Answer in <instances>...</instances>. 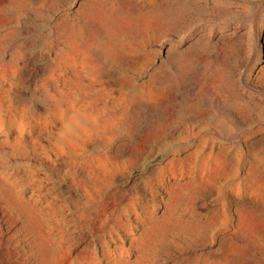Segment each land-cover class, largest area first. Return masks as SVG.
<instances>
[{
    "label": "rangeland",
    "instance_id": "1",
    "mask_svg": "<svg viewBox=\"0 0 264 264\" xmlns=\"http://www.w3.org/2000/svg\"><path fill=\"white\" fill-rule=\"evenodd\" d=\"M0 264H264V0H0Z\"/></svg>",
    "mask_w": 264,
    "mask_h": 264
}]
</instances>
